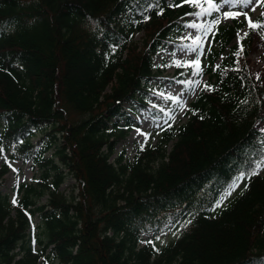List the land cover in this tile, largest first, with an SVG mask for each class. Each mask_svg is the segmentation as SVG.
I'll list each match as a JSON object with an SVG mask.
<instances>
[{
  "label": "trees",
  "instance_id": "16d2710c",
  "mask_svg": "<svg viewBox=\"0 0 264 264\" xmlns=\"http://www.w3.org/2000/svg\"><path fill=\"white\" fill-rule=\"evenodd\" d=\"M226 1L237 0L219 10ZM196 9L185 0H0V179L16 160L40 170L15 203L0 193V264H264V88L247 59L261 30L238 37L243 20L216 24L187 119L164 126L133 162L109 160L159 79L154 57ZM47 126L49 141L34 150L33 133ZM67 175L78 188L70 197L60 191ZM239 175L243 191L221 206ZM35 214L37 250L27 235ZM186 219L177 238L156 245Z\"/></svg>",
  "mask_w": 264,
  "mask_h": 264
},
{
  "label": "rangeland",
  "instance_id": "374dc122",
  "mask_svg": "<svg viewBox=\"0 0 264 264\" xmlns=\"http://www.w3.org/2000/svg\"><path fill=\"white\" fill-rule=\"evenodd\" d=\"M215 1V0H212ZM218 1V0H216ZM227 5H224L226 7ZM232 13H240L237 16V20H244L245 25L241 28L238 33L239 37H243L246 33L248 25L247 18L244 13H247V17L253 19L264 11V3L262 0H251L244 6V3L235 5ZM255 9V10H253ZM200 9L194 11L199 12ZM229 13L225 8L219 16V24H225L230 22V17L225 18V13ZM193 13L186 17V28L180 34L177 35L169 44V46L158 53L155 57L154 62L161 69L159 80L153 83L151 91L148 93L146 111L139 114H135L134 120L136 126L130 130L127 135L118 141L114 147L112 155L109 157L110 162H115L116 159L122 154L123 162H133L137 149H144L148 146H154L157 140L160 138L163 126L172 117L173 124H181L187 118V105L188 102L197 93L200 84L206 81V77L198 78L197 68L192 66V62L199 61L200 67L204 64V56L209 48V37L213 32L214 25L209 23L205 25L206 15L195 16ZM204 25L200 27H188V25ZM143 38V34L137 33L135 40L140 42ZM199 38L198 44H193V40ZM252 47L247 57L250 71L254 78L260 80V84L264 88V38L257 32L251 36ZM193 49H195L193 51ZM179 64L180 66H177ZM179 71L183 75L181 81L171 82L174 73ZM264 115V110H263ZM256 127L264 131V121H259ZM50 130L47 127H40L36 129L31 137V143L35 146V149H39L43 143L49 141V137L45 134ZM143 133V134H142ZM41 142V143H40ZM55 144L52 143L50 148L45 152L46 156L53 155L55 150ZM170 146L168 147V150ZM3 159L0 160V165ZM259 172L264 174V160L259 165ZM40 170L32 166L31 159L15 161L9 165L8 172L3 175L0 179V193L7 196L10 203L16 202L21 193L17 186L20 184H27L34 181L39 177ZM245 181L239 180L233 186L230 187V195L227 194L224 199L222 206H226L233 197L238 195L244 188ZM60 191L70 197L71 194L78 192L75 181L70 177L66 176L63 183L60 186ZM228 192V193H229ZM46 196H43L39 200V204L46 201ZM30 226L27 230L28 241L31 243L33 249H40L42 244L39 243L41 239L42 228L40 225V218L37 214L29 218ZM187 221L178 222L174 228H169L161 236L156 245L163 246L169 241L175 239L182 233V229L186 227ZM147 236H143V239ZM150 238V235H148ZM144 242L140 243L141 246ZM42 264H61L57 259L48 257L46 260L42 259Z\"/></svg>",
  "mask_w": 264,
  "mask_h": 264
},
{
  "label": "snow or ice",
  "instance_id": "6c2138e0",
  "mask_svg": "<svg viewBox=\"0 0 264 264\" xmlns=\"http://www.w3.org/2000/svg\"><path fill=\"white\" fill-rule=\"evenodd\" d=\"M245 4L251 2V0H244ZM185 3H190L192 4L193 7H197V8H200L201 11L199 12H195L193 13V15L195 16H203V15H210L212 11H218L219 10V6L218 5H215L213 4L212 0H203V3H207L208 4V8L205 9L203 7V3L201 2V0H185ZM262 3H264V0H262ZM255 10V9H253ZM240 15V13H225V18H237V16ZM243 15H245V17L247 18V21H248V25L250 28H252L253 30H261L262 32V38H264V21H253L250 17H247V13H244ZM261 16H264V12H262L260 14ZM220 20L219 18L217 19H214L213 20V25H216V24H219ZM188 27H200V28H203L204 25H196V24H191V25H188ZM245 36L248 35V33H245L244 34ZM199 43V38H196L193 40V44H198ZM195 49H193L194 51ZM243 52V48L241 47V50L240 52L237 53V55L241 54ZM177 66H180L179 64H177ZM192 66H194L195 68H197V70L199 71V61L196 60V61H193L192 62ZM207 87V85H206ZM143 134V133H142ZM258 173L256 171H253L251 173V175H257ZM238 179H240V177H238ZM229 195L231 194L230 192L228 193ZM15 203V201H14Z\"/></svg>",
  "mask_w": 264,
  "mask_h": 264
}]
</instances>
